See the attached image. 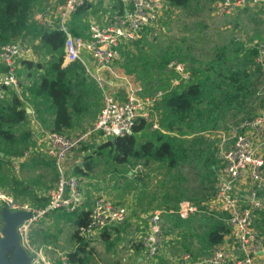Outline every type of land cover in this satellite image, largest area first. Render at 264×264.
<instances>
[{"label": "trees", "instance_id": "16d2710c", "mask_svg": "<svg viewBox=\"0 0 264 264\" xmlns=\"http://www.w3.org/2000/svg\"><path fill=\"white\" fill-rule=\"evenodd\" d=\"M46 1L0 0V47L12 42H21L22 45L29 43L30 48L34 46L36 53L43 52L47 58L45 63L23 60L24 70L30 72V85L22 86L21 94L10 91L9 98L3 103L0 102V188L11 192L17 200L29 201L38 208L49 204V192L58 180V171L54 162L47 159L44 166L52 174L50 181L42 174L30 180L25 178L27 173L30 174L27 161L22 163L20 173L16 174L12 169L13 158L24 156L33 144L32 133L26 128L25 103L34 110L36 120L43 130L69 136L82 127L86 117H93L94 112L100 108L101 101L99 89L88 79L81 63L63 67L64 33L50 32L31 22L34 8L42 6ZM166 1L174 9H187L191 2ZM91 8V5L81 8L74 14L70 23V31L74 36L87 37V21ZM118 9H121V4ZM143 41L145 40L129 45L122 53L123 62L120 65L125 75L132 77L137 74L145 81V76L153 77L156 74L159 79H164L169 74L168 65L171 62H189L191 82L172 89L165 95L157 107L160 111L159 130L148 139L141 141L137 137L139 132L149 129L146 122H140L132 135L117 138L114 143L110 140L98 144L97 150L86 154L83 163L74 168V175L86 180L92 179L98 167L96 158H101L104 150H107L106 159L114 163L113 173L123 175L124 170L129 172V166L135 165L136 161L142 163L145 160L148 163L153 160L160 164L165 163L170 170H180L185 163L194 162L201 174H206L214 182L218 159L203 148H210L206 140L189 141L187 137L196 133L217 131L228 120L239 122L250 119L260 114V110H264V68L256 61L258 49L232 40L203 61L196 59L183 46L169 44L154 50H145ZM134 47L139 51L137 56L133 54ZM39 72L43 73L38 75ZM169 87L168 82L166 87L160 86L157 89ZM91 147H85L83 151ZM166 195L163 205L167 209L177 210L183 196H168L166 202ZM205 201L195 204L203 209L202 203ZM61 212L70 218L74 228L72 239L78 244L76 250L66 254L68 262L85 264L81 254L87 253L88 244L91 242L92 236L84 234L91 221V211L82 209L74 213ZM195 216L204 219L207 225L203 233L194 235L201 250L193 256L200 257L222 244L229 236L230 228L225 214ZM168 221L172 223L173 229L185 231L181 225L186 219L171 214ZM255 226L258 230H263L261 226H264V215L260 216ZM109 229L120 233L119 225ZM110 231L104 230L101 233L104 241L109 239ZM134 244L135 252L144 250L141 241ZM106 245L110 250L114 243L108 241Z\"/></svg>", "mask_w": 264, "mask_h": 264}, {"label": "built area", "instance_id": "2783aa9c", "mask_svg": "<svg viewBox=\"0 0 264 264\" xmlns=\"http://www.w3.org/2000/svg\"><path fill=\"white\" fill-rule=\"evenodd\" d=\"M120 4L121 9H118ZM263 4L264 0H219L214 3V8L219 15L230 16L249 5L259 8ZM90 5L98 7L103 19L89 16L88 37H76L70 31L72 18L78 10ZM172 10L174 8L166 0H49L33 11L32 23L50 32L64 33L63 65L81 63L89 78L99 86L103 105L96 120L82 132L66 136L41 128L33 130L32 140L37 143L24 156L12 160L13 171L20 173L22 163L31 153L39 151L54 162L58 171V180L49 192L50 202L44 208L29 201H18L0 188V209L30 214L17 227L20 244L30 257L29 264H54L43 248H35L29 243L31 228L53 212L74 213L82 205L84 179L68 175V156L94 142L100 144L132 135L140 121H153L154 114L160 112L157 107L169 91L191 82L188 67L179 61L168 65V72L173 74L170 87L151 92L119 69L126 48L166 22ZM250 46L258 49L256 61L264 68V45L253 41ZM23 52L21 42L0 47L1 103L9 98L10 91L21 94L23 83L18 75V62ZM152 128L159 130L158 119ZM226 131L217 157L213 197L202 203L203 209L183 197L177 210L158 207L150 214L142 240L150 259L156 260L164 251L167 242L165 215L176 214L187 220L197 214H225L230 228L229 243L224 241L200 257L184 253L177 264H260L264 261V239L255 226L264 215V111L229 126ZM127 217L125 204L100 195L95 200L91 221L84 234L90 237L124 223ZM65 255H60L59 264H70Z\"/></svg>", "mask_w": 264, "mask_h": 264}, {"label": "rangeland", "instance_id": "374dc122", "mask_svg": "<svg viewBox=\"0 0 264 264\" xmlns=\"http://www.w3.org/2000/svg\"><path fill=\"white\" fill-rule=\"evenodd\" d=\"M217 1L219 0H191L187 9L176 8L172 10L169 19L144 38L145 41L142 43V45L145 46L144 49L154 50L169 44L183 46L196 59L204 61L209 59L216 50L229 44L232 40L242 42L247 47H249L253 41H258L264 45V4L259 6V8H253L249 5L238 10L233 15L221 16L214 8V3ZM28 47L30 49L29 43L27 44V48ZM132 51L133 54L136 56L138 55L139 51L136 47H134ZM40 55L39 60L42 62V58L45 57V54L41 52ZM185 64L187 67L190 65L189 62H186ZM119 69L124 73L121 69V65H119ZM157 75L159 76V74ZM172 75V73H169L164 79H159L156 74L153 77L147 75L145 76L146 80L144 81L141 79V76L133 74L132 79L141 82L146 90L151 92L159 88L161 82L162 84H164L163 81L165 80H168L169 82ZM21 76L23 79V75ZM263 111L264 110H260V112ZM235 123L237 122L228 120L225 125L217 131L196 133L192 137L187 138H189V141L194 139L206 140L210 148L207 146H204L203 148H205L210 155H214L217 160L219 149L221 150L220 144L222 138L227 134L228 131L226 130L228 127ZM84 127L80 126L76 131L83 130ZM147 131L152 135L155 133L150 130V127ZM101 142L100 144H104V142ZM98 144L99 143L94 142L92 145L85 146H92L93 148L91 147L90 149L83 151L85 148L83 147L77 151H81L82 153V162L84 161L86 154H91L97 150L96 146H98ZM106 153L107 150H104V154L101 155V158H96V164L98 167L95 175L92 174L94 176L91 177L94 178V181L86 183L85 186H83L84 189L90 191L88 194L85 193V196L88 198V201L99 195H106L115 200L116 194L118 197L116 200H119V203L122 202L121 204L127 206L128 217L124 223L119 224L120 233L117 234L115 232H110V237L107 241H104L105 239L103 240V238H101V232H97L98 234L93 235L91 237V242L88 244L87 253H83L81 256L85 259V264H136V256L129 258L128 248L131 245L134 247L135 240H138L137 233L139 227L133 222L138 218L132 211V204L129 203L127 195L131 192V189L134 187V183H136L137 180L134 176L127 174L128 171L126 170H124L123 175L113 173L114 163L106 159ZM151 163L156 165L147 168L148 171H150V175H146L143 172V175H140V178L138 179L147 183L150 191L157 197L164 199L165 194H167L165 198V201L167 202L168 196L177 195L178 197H188L193 203H201L203 200H208L212 197L214 182L208 178L206 174H201L196 163H185L181 166L180 170H170L165 163L160 164L155 161H151ZM36 173L37 175H34ZM38 174H40V172H35L33 174L27 173L25 178L30 180L32 177L36 178ZM50 176H52V174ZM82 196L84 197L83 193ZM123 198H125V200L122 201ZM4 210L7 209L2 207L0 212ZM58 213L59 214L51 217L47 216L45 219L37 223L38 228L34 232V237L38 239L37 243L39 244H34L36 246H42L45 243H50V245L57 244L64 248L61 252L64 250H66V252L74 251L77 249L78 244L75 241L73 244L72 235L69 233V231L73 230L72 222L68 216L64 215V213ZM55 219L56 224H53L51 220ZM148 219L149 216L144 218L140 216L139 222H141V225H147ZM261 227L264 230V226ZM3 228L4 221L2 220V215H0V233H2ZM181 228L183 231L185 230L183 236H176L174 241L169 242L170 246L167 248V254H169L171 258L168 260L165 259V261L162 259V255L159 257V264L177 263L182 254L187 252L188 248H191L189 251H191L192 254H197L198 251L201 250L200 244L198 243L199 241L194 235L201 234L206 230V221L194 215V217L192 216V218L187 219V221L181 225ZM32 234L31 229L28 232V240L31 244L33 242ZM41 241L43 242L41 243ZM108 241L114 243L110 250L107 249L108 247L106 245ZM183 247H187V249H184ZM38 248L44 249L48 259H56L52 248ZM92 250H94V253H92ZM89 251H91V253H89ZM147 264H152V261Z\"/></svg>", "mask_w": 264, "mask_h": 264}, {"label": "crops", "instance_id": "0c3cea01", "mask_svg": "<svg viewBox=\"0 0 264 264\" xmlns=\"http://www.w3.org/2000/svg\"><path fill=\"white\" fill-rule=\"evenodd\" d=\"M46 2H44L43 5ZM36 8H39V5L36 6L34 8V10ZM89 14H90V16H95L96 18H98V20H100V19L102 20L103 19L99 15L100 14V11L98 10V7L92 6V8L89 10ZM87 23H88V21H87ZM88 35H89V24H88L87 37H88ZM40 56H41L40 54H38V53L35 52V47L34 46L29 49V48H27V44L26 43L24 44V52H23V54H22V56H21V58L19 60V63H18V70H19L18 75L20 74L19 76H20V78L22 80L23 87L24 86L25 87L26 86H29L30 83H31V80H30V78H28V73H30V72L28 70H24V66L22 64V61L23 60H33L35 62H38V61L40 62V60H39V57ZM42 59H43L42 60L43 63L47 62V58L46 57H43ZM64 66H66V65H63V67ZM0 70H2V67H0ZM41 73H43V72H39L38 75L41 74ZM21 75H23V79L24 80L22 79V76ZM86 75H87L88 79L91 80L89 78V75L87 73H86ZM163 82H164V84H162V82L160 83V85L158 84L159 87L160 86L161 87H166V85L168 84V82L166 80L163 81ZM93 83L96 85L97 89H99V86L95 82H93ZM99 91H100V89H99ZM100 93H101V91H100ZM102 105H103V95L101 93L100 108L98 109V111H95L94 112L93 117H91V116L86 117V121L82 125V127L85 126L83 130L73 131L71 133V135L76 134L78 132H82V131H84L86 129V127L90 126L96 120V117L99 114V112H100V110L102 108ZM25 108H26V111H27L26 128L31 133H32L33 130L40 129V128L43 129L42 126L36 120V114H35L34 110L27 103H25ZM159 118H160V112H157V113L154 114V116L152 118L153 121H143L142 120L140 122H146L148 124V126L150 127V130L152 132H155L158 129H156V130L153 129L152 128V125H153V122L154 121H157V119H158V122H159ZM150 136H151V134L147 130L141 131V132H139L137 134V137H139V139L141 141H144L145 139H148ZM32 142H33L32 145H35L37 143L35 140H32ZM81 154H82L81 151L80 152L75 151V152H73L72 154H70L68 156V159L66 161V167L68 168V175H74V173H73L74 168L76 166H78V165H80V164L83 163L82 162V159H81ZM46 159L47 158L42 153H40L39 151H35V152L31 153L29 155V157L25 161H27V163H28V165L30 167V174H33L35 172H40V174H42V176H47L46 177L47 180L50 181V171H49V169H47L44 166V164L46 162ZM47 160H49V159H47ZM151 161H153V160H151ZM151 161H149L148 163H145V160L142 161V163H139L138 161H136L135 162V165L129 166V172H128V174L130 176H134L135 179L137 180V182L134 183V187H132L131 192L127 195L128 198H129V200H128L129 203L132 204V211H133L134 215L137 216V218H138L137 220L135 219L133 221L134 224H136L139 227V231L137 233V239L138 240H135L134 243L139 242V241L142 242L143 237L145 236L146 229L148 228V224L147 225H141V222H139V217L141 216V217L144 218V217L150 216V214L156 208H158V207H165L163 205V203H162L163 202V199H161V198L157 197L156 195H154V193L151 192L150 189L148 188V184L145 183L144 181H142L141 179H138V178H140V175H143V172L146 175H150V171H148L147 168L150 167V166H155L156 165V164L151 163ZM40 174H38V175H40ZM34 175H37V173L34 174ZM119 175H121V174H119ZM91 181H94V178L89 179V180L88 179L87 180L84 179L83 186H85L86 183H91ZM83 189L84 188L82 187V193L84 194L83 202H82V205L78 208V210L88 209L89 211H92L93 206H94V203H95V200L100 195L97 196L96 198L94 197L92 199H89V201H88V198L85 196V193L88 194L90 191L88 189H84V190ZM89 189H91V188H89ZM43 193L44 192L42 191L41 194H43ZM115 196H116V198H118L116 194H115ZM116 198H115V201H117ZM123 200H125V198H123L122 201ZM129 208H130V206H129ZM58 212H61V211H58ZM58 212L57 213L56 212L55 213H52L49 216L51 217V216L57 215V214H59ZM0 214H1V212H0ZM168 217H169L168 214L164 216V222L166 224V238H167V242L165 244L164 251L156 258V260H152V259H150L146 255L145 249L143 251H138V253H137V252H135V248L132 247V245H131L128 248L129 258H131L133 256H136V262H137L136 264H147L148 262L151 263V261H152V264H159V259H160L159 257L162 256V255H163V258H162L163 260H165V259L168 260V259L171 258L170 255L167 254V251H168L167 248L170 246L169 242L174 241L176 236L177 237H179L180 235L183 236V232H181V229H178V228L173 229L174 227H173L172 223L170 221H168ZM148 221H149V219H148ZM51 222L53 224H56V219L55 220H51ZM117 225H119V224H117ZM117 225H113V226H117ZM37 228H38V225L37 224H35L31 228L32 229V233H33L32 234V236H33V242H32V244L30 242L29 243L31 244V246H33L35 248H38V247H47L49 249L52 248L53 252L55 253L54 257L56 259H54V260L51 259V260H52V262L54 264H59L60 263V259H59L60 258V255H62V254H64V255L65 254H68V252H66V250L63 251L64 253L61 252L64 248L61 247L60 245H57V244L50 245V243H45L42 246H36L34 243H37L38 239H36L34 237V232H35V230ZM105 230H109L110 231L109 228L108 229H105ZM73 231H74V228H73V230L69 231V233L72 235L73 234ZM103 231H100V232L102 233ZM258 231H259L261 237L264 239V235H263L264 230H258ZM100 232H98V233H100ZM110 232H112V231H110ZM98 233H95L94 235H96ZM97 238H100V237H97ZM227 239L228 238H226L225 241H226V243H229V241H227ZM42 242L43 241H41V243ZM72 242L74 244V240L73 239H72ZM37 244H39V243H37ZM183 248L185 249V247H183ZM163 253H165V254H163ZM184 253H191L192 254L191 251L184 252ZM49 260H50V258H49ZM177 263H178V261H177ZM177 263H175V264H177ZM260 264H264V261H262Z\"/></svg>", "mask_w": 264, "mask_h": 264}, {"label": "water", "instance_id": "95a60500", "mask_svg": "<svg viewBox=\"0 0 264 264\" xmlns=\"http://www.w3.org/2000/svg\"><path fill=\"white\" fill-rule=\"evenodd\" d=\"M114 143L115 140H112ZM67 190V187H64ZM4 228L0 236V264H29L30 257L20 244V236L17 227L30 214L24 212L12 213L8 209L1 212ZM11 254V257H9Z\"/></svg>", "mask_w": 264, "mask_h": 264}]
</instances>
